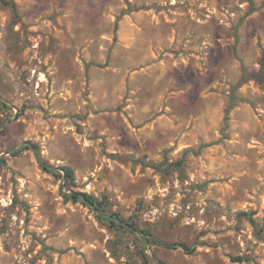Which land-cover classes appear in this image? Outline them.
<instances>
[{"label": "rangeland", "instance_id": "rangeland-1", "mask_svg": "<svg viewBox=\"0 0 264 264\" xmlns=\"http://www.w3.org/2000/svg\"><path fill=\"white\" fill-rule=\"evenodd\" d=\"M6 1L0 264H264V0Z\"/></svg>", "mask_w": 264, "mask_h": 264}, {"label": "trees", "instance_id": "trees-1", "mask_svg": "<svg viewBox=\"0 0 264 264\" xmlns=\"http://www.w3.org/2000/svg\"><path fill=\"white\" fill-rule=\"evenodd\" d=\"M1 2L6 6L10 5L11 8L13 10H15V5L13 3H8L6 0H1ZM226 119L227 118H225V120ZM224 126L227 127V123H225ZM208 146L209 145L202 146L198 150H186L180 161L170 163L169 165H167V167H166V169H164V171H167L169 169L175 170V171H180V169L184 165L185 157L188 153H191L192 155H198L203 148L208 147ZM30 148L35 150L36 146L30 145ZM38 163L44 172H46L48 174H54L55 173V170L52 167H50L49 165H47L46 163H44L40 159H38ZM147 166L156 170V171H159V172L162 171V167L159 164H148ZM60 171L62 172L61 177L63 178L64 184H67V183L68 184H74V175H73V171L71 169H69L68 167H62L60 169ZM66 198H67V200L71 201L72 203H80L84 207L89 208L94 213L97 220H105L110 225H118L119 227L127 228L132 232L137 231L136 227L133 224H131V223L128 224L123 219H118V221H115L114 219H112L111 214L109 213V206L110 205L105 199L99 200V199H96L95 197L91 196L88 193L75 192V191H69V194H67ZM240 216H246V215L240 214ZM139 233L141 234V239H143L146 242H150V243L155 244V245L163 246L166 249L181 248L186 252H193V250H189L187 248V246L184 244L164 243V242H161V241L154 239L146 231H140ZM241 260L242 259H240V258L233 259L234 262H240Z\"/></svg>", "mask_w": 264, "mask_h": 264}]
</instances>
